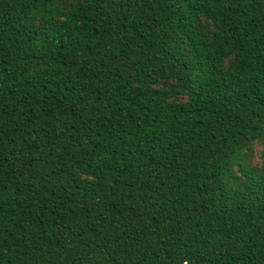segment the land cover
Returning <instances> with one entry per match:
<instances>
[{
	"label": "trees",
	"instance_id": "obj_1",
	"mask_svg": "<svg viewBox=\"0 0 264 264\" xmlns=\"http://www.w3.org/2000/svg\"><path fill=\"white\" fill-rule=\"evenodd\" d=\"M0 264H264V0H0Z\"/></svg>",
	"mask_w": 264,
	"mask_h": 264
},
{
	"label": "rangeland",
	"instance_id": "obj_2",
	"mask_svg": "<svg viewBox=\"0 0 264 264\" xmlns=\"http://www.w3.org/2000/svg\"><path fill=\"white\" fill-rule=\"evenodd\" d=\"M258 161H259V156L257 155L255 158V162H258Z\"/></svg>",
	"mask_w": 264,
	"mask_h": 264
}]
</instances>
